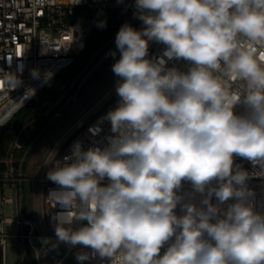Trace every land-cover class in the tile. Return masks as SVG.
Listing matches in <instances>:
<instances>
[{
    "label": "clouds",
    "instance_id": "9594fccd",
    "mask_svg": "<svg viewBox=\"0 0 264 264\" xmlns=\"http://www.w3.org/2000/svg\"><path fill=\"white\" fill-rule=\"evenodd\" d=\"M134 7L144 27L116 34L119 99L100 119L111 135L87 149L76 141L46 174L57 242L89 248L81 264H264V209L234 163L264 170V0Z\"/></svg>",
    "mask_w": 264,
    "mask_h": 264
},
{
    "label": "built area",
    "instance_id": "2783aa9c",
    "mask_svg": "<svg viewBox=\"0 0 264 264\" xmlns=\"http://www.w3.org/2000/svg\"><path fill=\"white\" fill-rule=\"evenodd\" d=\"M130 5V3H124V0H120V2L118 0H43L42 3H38V0H0V131L44 89L52 78L73 64L76 56L83 51L87 35L95 22V18L88 17L92 13L90 8L97 6L129 7ZM164 48L165 46L160 44L150 57L161 56ZM167 66H175L180 71L186 72L190 65L183 60H173L169 61ZM14 79L17 82L16 87L8 83V81ZM238 87H243L242 82ZM32 90H34V94ZM118 99L115 94L109 103L89 118L88 123L83 127L82 125L79 127L78 134L55 159L54 165L59 166L63 163V158L70 155L71 148L76 141H80L85 149L92 145H102L105 137L111 135V132L110 124L107 121L101 123L100 119L109 110L116 107ZM235 111L237 114H244L245 108L238 105ZM17 147H21V144L15 142L8 156L4 158L5 169L0 170L2 190L4 191L7 185L15 189L14 196H6L4 191L0 199V249L3 264H5L7 236L4 232V224L13 221L20 224L19 173L14 156V149ZM43 162H47V160ZM234 163L249 172L248 186L256 193L254 202L258 209H264V170L258 166L254 168L251 162L240 157H235ZM40 180L46 182L43 200L45 208L48 209L46 214L47 223L55 232L53 217L60 209L58 205L54 207L46 197L49 190L56 188L57 185L49 181L46 176H43ZM184 187L187 189L189 185L186 183ZM196 202L198 203V199ZM13 203L18 205L16 217L5 216V206ZM176 211L178 215L182 214L179 206ZM27 223L26 220V225ZM83 223H86V221ZM16 236H19V233ZM28 237H44L58 243L64 251V256L55 264H60L67 256L76 258L78 253L91 251L81 245L73 247L63 242H57L55 234L42 236L29 232ZM166 247L167 245L161 249V255ZM84 262L88 264H109L107 259L101 260L98 256Z\"/></svg>",
    "mask_w": 264,
    "mask_h": 264
},
{
    "label": "rangeland",
    "instance_id": "374dc122",
    "mask_svg": "<svg viewBox=\"0 0 264 264\" xmlns=\"http://www.w3.org/2000/svg\"><path fill=\"white\" fill-rule=\"evenodd\" d=\"M124 3H130L132 5L134 4V0H124ZM156 44L155 42H150L149 52ZM117 59H119V53H117L115 57L112 56L105 60L102 66L86 81L81 91L67 106L62 115L32 149L26 163L25 176L27 179L25 180L24 191L25 210H27V212L30 200L33 203L31 213L29 212L30 215H28L26 211L25 214L27 217L30 216L34 221V227L31 231L32 228L26 225L27 233L32 232L42 236L55 234L47 223L46 214L48 209L44 206L43 196L46 182L40 179L46 176L52 160L64 141L75 130L81 127L87 119L99 112L105 104L109 103L110 99L116 94L115 84L119 78L112 72V65ZM85 75L86 73L84 76ZM44 160H47V162H43ZM35 177L38 179H30ZM4 191L6 196L15 195V189L10 185L5 186ZM4 191L0 186V199ZM5 208V216L16 217V203L7 204ZM4 232L7 234L5 243V264H30L23 252L22 238L21 236H16L20 233V224L17 221L5 223ZM45 240L48 242L45 243ZM27 244L36 264H54L63 254L60 250V245L48 238L27 237ZM0 264H3L1 249ZM61 264H81V262L73 256H68ZM83 264L88 263L83 262Z\"/></svg>",
    "mask_w": 264,
    "mask_h": 264
},
{
    "label": "trees",
    "instance_id": "16d2710c",
    "mask_svg": "<svg viewBox=\"0 0 264 264\" xmlns=\"http://www.w3.org/2000/svg\"><path fill=\"white\" fill-rule=\"evenodd\" d=\"M90 10L95 14V22L87 35L83 51L76 56L73 64L52 78L44 89L0 131V170L5 169L4 158L8 156L15 142L21 144V147L14 149L15 164L19 167L20 160L28 145L59 110L65 100L74 93L84 74L94 66L105 52L116 48L115 37L120 27L128 23L137 28L142 22L134 15L136 11L134 4L129 7L97 6L90 8ZM101 22H104L105 26L101 27ZM26 163L24 165L25 172Z\"/></svg>",
    "mask_w": 264,
    "mask_h": 264
},
{
    "label": "water",
    "instance_id": "95a60500",
    "mask_svg": "<svg viewBox=\"0 0 264 264\" xmlns=\"http://www.w3.org/2000/svg\"><path fill=\"white\" fill-rule=\"evenodd\" d=\"M89 18L94 19L95 18V14L94 13H90L88 15ZM144 27L143 22H141L138 26H137V30H140ZM160 44L157 43L155 45V47L149 52V56L152 55V53L155 51V49L159 46ZM115 51L116 54L119 53L118 50L115 48L114 50H110L105 52L100 58L99 60L94 64V66L92 68L89 69V71L86 73V75L81 79L78 87L75 89L74 93L71 94L66 100L65 102L61 105V107L59 108V110L51 117V119L49 120V122L43 127V129L40 131V133L32 140V142L28 145V147L26 148L23 157L20 160V164L18 167V173H19V219H20V233L19 236H21L22 238V246H23V252L24 255L26 257V259L28 260V262L30 264H36L35 260L32 258L31 253L29 251V247L27 244V237H28V233L26 231V214H25V191H24V183L26 180V176H25V171H24V165L32 151V149L34 148V146L36 145V143L41 139V137L47 132V130L55 123V121L62 115V113L64 112V110L67 108V106L72 102V100L78 95V93L81 91L82 87L84 86V84L86 83V81L102 66V64L105 62V60H107L108 58L112 57L111 52ZM113 97L110 99L112 100ZM89 119L86 120L82 127L88 123ZM78 128L77 130H75L65 141L64 143L61 145V147L59 148V150L57 151L54 159L51 162L50 168L54 165L55 159L57 157H59V155L61 154V152L63 151V149L66 147V145L78 134L79 132Z\"/></svg>",
    "mask_w": 264,
    "mask_h": 264
},
{
    "label": "crops",
    "instance_id": "0c3cea01",
    "mask_svg": "<svg viewBox=\"0 0 264 264\" xmlns=\"http://www.w3.org/2000/svg\"><path fill=\"white\" fill-rule=\"evenodd\" d=\"M30 179H32V178H30ZM32 202H31V200H30V204H29V209H28V212H27V210H25L27 213H28V215H30V213H31V210H32ZM17 208H18V205H17ZM17 208H16V211H17ZM15 211V212H16ZM30 212V213H29ZM26 218H27V221H28V223H27V226H29V228H32L31 229V231L33 230V227H34V221L30 218V216H26ZM35 238V237H34ZM60 250L63 252V254L60 256V259L58 260V261H60L61 259H62V257L64 256V251H63V249H62V247L60 246ZM68 258V256L66 257V258H64L61 262H64L66 259ZM57 262V261H56ZM55 262V263H56ZM61 262H60V264H61ZM54 263V264H55Z\"/></svg>",
    "mask_w": 264,
    "mask_h": 264
}]
</instances>
